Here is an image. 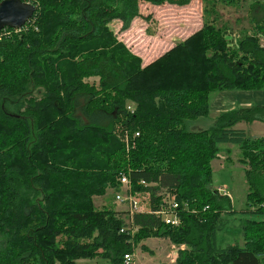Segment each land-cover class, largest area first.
Masks as SVG:
<instances>
[{
	"label": "trees",
	"instance_id": "obj_1",
	"mask_svg": "<svg viewBox=\"0 0 264 264\" xmlns=\"http://www.w3.org/2000/svg\"><path fill=\"white\" fill-rule=\"evenodd\" d=\"M22 1L35 6L31 18L0 30V264H123L138 247L153 255L148 238L177 247L175 264H264V137L234 128L264 124V106L188 129L209 117L217 91L264 90V0L249 4L251 33L230 41L206 20L145 66L108 24L127 30L140 1L188 0ZM234 149L246 184L241 241L220 246L235 199L211 186V162L223 154L229 167ZM121 173L138 200L133 235L128 210L93 201L107 190L114 201ZM165 195L177 202V226L154 213Z\"/></svg>",
	"mask_w": 264,
	"mask_h": 264
},
{
	"label": "rangeland",
	"instance_id": "obj_2",
	"mask_svg": "<svg viewBox=\"0 0 264 264\" xmlns=\"http://www.w3.org/2000/svg\"><path fill=\"white\" fill-rule=\"evenodd\" d=\"M252 1L253 0H232V2L228 4L222 0H188L187 4L192 2L189 12H187L186 9L184 11V9H182L183 7H181L187 4L176 5L165 3L155 6L140 1V15L131 21L130 27L127 30H120L121 22L119 20H113L108 26L116 36L117 41L123 44L131 54L139 57L141 65L145 66L163 54L168 46L171 47L173 43L180 42L199 30L206 20L215 19L216 24L224 26L227 29V39L230 41L232 40L231 35L235 32L238 34L251 33L248 7ZM212 5L214 9L212 12L204 11V9L210 10ZM194 12L197 13V19L194 16ZM184 20L186 21L185 28H178L179 22H183ZM21 28L15 31H20ZM161 38L162 40H159ZM155 40L160 41L159 43L161 44L163 43V46L155 48L157 45V43H154ZM86 80L92 83L95 79L89 78ZM212 124L213 120L211 121V118H202L194 122H189L188 129L199 130L207 128ZM245 130L250 137L254 136L255 130L253 126L247 125ZM237 153L238 151L236 149L232 151V162L228 164L229 167L224 168L222 165V168H218L220 164H224L225 155L223 154H220L217 158L222 159L221 162H219L218 165L214 162L212 165L211 186L217 187L222 184L228 186L234 196L236 209V212L232 215H222V219H225V223L223 224V230L219 233L220 246L228 245L236 240H238V242L241 241V236H239V217H241V209L244 207L246 184L243 178L242 165L237 161ZM101 199L103 201L102 204L110 205L113 203L115 209H123L122 205L118 207L114 203L111 191L107 190L105 196ZM94 201L96 206H99L101 203L98 198ZM141 209L147 210V205L142 203ZM165 243L167 247L160 244V248H153L156 250L153 251L154 253L152 256L145 252H141L139 247L135 249L134 257L136 264H175L177 257L175 247L171 246L168 242ZM97 263L109 264L107 260L102 258L98 259Z\"/></svg>",
	"mask_w": 264,
	"mask_h": 264
},
{
	"label": "crops",
	"instance_id": "obj_3",
	"mask_svg": "<svg viewBox=\"0 0 264 264\" xmlns=\"http://www.w3.org/2000/svg\"><path fill=\"white\" fill-rule=\"evenodd\" d=\"M191 3H189V4L185 5V6H181V7H183L182 9H184V11L186 9V11L189 12V10H190V8L192 6ZM167 13H168V11H167ZM194 13H195L194 16L197 19V13L196 12H194ZM185 17H186V15H185ZM185 23H186L185 20L183 22H179L178 28H180V29L185 28V26H186ZM232 35L234 37H237L238 36V33L235 32ZM159 40H162V38L159 39ZM159 42L160 41H156V40L154 41V43H157V45L155 46V48H158V47L163 46V43L161 44ZM175 44L176 43H173V45H175ZM171 47L168 46L167 50L169 48H171ZM251 105L264 106V90H220V91H217L216 93H214L213 96H212V98H211V100H210V103H209V117L206 118V119H210L211 118V121H212L213 118L216 117L221 112L228 111V110H232V109H234L236 107H249ZM247 125L253 126V128L255 130V133H254V136L253 137H258V136L259 137H261V136L264 137V124H261V123H259V124H256V123L255 124L254 123H252V124H245L244 122H240V123H237L234 126V128L235 129H238V130H243L245 132V134L248 135L247 132H246V130H245L247 128ZM221 160L222 159H215V160H213L211 162V166L213 165L214 162L218 165L219 162H221ZM222 165L224 167V164H220L219 167L218 166L217 167L218 168H222ZM222 185H224V184H222ZM123 189H124V186L121 185L120 186V191H123ZM96 198H98L100 200V202H101L99 204V206L104 205V204H102L103 203V201L101 199L102 197L96 196V197L93 198V201ZM114 203L118 207L120 205H122L123 206V209H125V205L119 204L115 200H114ZM94 204H95V201H94ZM141 204H142V202L139 205V209L140 210H143V209H141ZM123 209H119V208L117 209L116 208V210H123ZM165 242L170 243L169 240L164 239V238H148V239L144 240V244L146 243V246L152 252L156 250V249H153V248H155V247L156 248L157 247L160 248V244H163L164 247H167V245H166ZM170 245L173 246V247H175L171 243H170ZM181 247H183V246H181ZM135 249H137V248H135ZM134 250H133L132 253L135 255ZM175 253H177V247H175ZM98 259H100V258L96 257L94 259H78V260L75 261V264H98L97 263V260ZM102 259H104V258H102ZM105 260H107V259H105ZM138 261H139V259H138ZM154 264H159V263H154Z\"/></svg>",
	"mask_w": 264,
	"mask_h": 264
},
{
	"label": "built area",
	"instance_id": "obj_4",
	"mask_svg": "<svg viewBox=\"0 0 264 264\" xmlns=\"http://www.w3.org/2000/svg\"><path fill=\"white\" fill-rule=\"evenodd\" d=\"M127 109L132 110V104L127 105ZM138 133H135L133 137L137 136ZM127 140V136H126ZM120 184L124 186L123 191H120L115 196V201L119 204L125 205V210H128L129 215H125L126 222L131 229V234L135 232L136 228L133 226L134 221V212L138 211V200L132 193L130 179L128 174L121 173L119 176ZM141 184H145L144 181H141ZM219 195L227 196L231 198V194L228 191L227 186L221 185L215 188ZM163 205L160 207L159 210L154 211L155 214L160 215L161 219L173 226H177L179 224V218L175 212V208H177V202L174 199L173 195H165L163 199ZM123 264H136L134 254L131 252H126L123 254Z\"/></svg>",
	"mask_w": 264,
	"mask_h": 264
},
{
	"label": "water",
	"instance_id": "obj_5",
	"mask_svg": "<svg viewBox=\"0 0 264 264\" xmlns=\"http://www.w3.org/2000/svg\"><path fill=\"white\" fill-rule=\"evenodd\" d=\"M35 11V6L22 0L0 1V30L10 27L21 28Z\"/></svg>",
	"mask_w": 264,
	"mask_h": 264
}]
</instances>
